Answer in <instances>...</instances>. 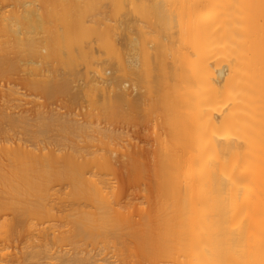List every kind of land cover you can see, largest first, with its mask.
I'll return each mask as SVG.
<instances>
[{
	"label": "bare ground",
	"instance_id": "bare-ground-1",
	"mask_svg": "<svg viewBox=\"0 0 264 264\" xmlns=\"http://www.w3.org/2000/svg\"><path fill=\"white\" fill-rule=\"evenodd\" d=\"M27 1L30 2L0 0V82L7 88L0 90V244L5 246H0V251L4 252L13 242L20 247L24 226L30 219L57 217L46 203L49 188L42 193L50 180L71 182L73 197L87 200L92 210H72L71 215L67 212L72 227L58 234L51 229L49 238L52 236L54 241L43 236L48 235V228L38 229L43 232L40 237L39 233L35 235L40 244H30L34 249L29 247L26 252L22 251L23 246H16L18 253L12 257L2 252L5 258L0 252V264H114V259L106 255L108 252V258L103 252L102 258L95 254L92 257V251L86 252L75 240L102 239L103 251L112 246L116 249L113 240L125 229L134 244L133 248L128 246V252L117 247L115 252L122 255L119 264H264V0H83L86 15L90 16L87 22L71 13L69 20L61 19L63 22L57 25L60 18L54 17L51 25L57 22V28L51 29L50 25L51 30L45 29L39 40L37 34L36 38L33 35L36 28L43 29L39 23L42 17L51 16L54 7L65 4L60 0H40L43 8L38 12L43 11L39 14L35 11L37 5L34 10H30L33 6L28 9ZM43 4H47L46 12ZM69 6L76 8L67 5L68 11ZM121 15L125 19L128 16V20L120 19ZM115 17L114 21L120 23H114ZM120 31H126V37ZM40 32L37 33L41 35ZM117 39L126 42L122 44H127L129 52L116 44ZM49 43L51 56H57L60 47L71 48V58L60 60L71 72L76 61L72 47L86 48L89 59L97 44L117 60V71H122L123 76H134L141 89L135 86L146 92H142L146 102L140 93L137 96L141 100L133 99L130 93L128 96L122 75H116V83L109 80L116 85L115 91V86L111 87L112 95L110 87L106 91L101 85L103 93L109 96V92L112 99L111 103L105 101L108 99L103 94V102L108 103L116 117L132 118L142 111L156 116L154 124L149 122L155 132L147 130L148 135H156V141L151 139L154 149L134 144L130 148H136H129L126 154L130 160L125 163L127 168L138 174L147 170L151 177L145 205L138 207L137 218L120 210L115 201L118 192L109 194L112 185L103 176L106 171L116 170L111 142L124 134L128 136L129 129L123 128L127 135L119 129L123 124L120 127L118 122L115 128L110 123L99 127L103 133L100 139L92 132L89 139L81 141L73 133H83L84 122L68 119L69 112L64 119V111L58 115L56 108L48 111L50 104L34 105L33 100V105L28 101L31 107L25 106L27 102L22 104L30 90L33 93L29 96L46 94L50 95L48 98L59 89L69 91L67 76L60 80L48 76L46 81L32 78L42 66L35 64L34 70L29 63L35 60H30L40 55L39 45L46 48ZM119 48L129 57L132 55L133 60L125 61ZM26 56H31L30 62ZM35 59L37 63L39 60ZM25 61L26 68L27 64L30 66L28 71ZM45 76L44 72L42 79ZM19 85L28 88L23 89L26 92L22 95L28 92L24 101ZM94 93H98L96 89ZM146 125L144 130L148 129ZM143 129L130 132L140 134ZM99 131L97 135H101ZM143 134L145 137V131ZM138 137L142 140V135ZM94 138L97 142L104 140L107 150L102 156ZM86 139L89 141L84 143ZM66 238L72 252L68 247L64 249L67 252L53 248L52 242L59 244ZM42 259L48 261L41 262Z\"/></svg>",
	"mask_w": 264,
	"mask_h": 264
},
{
	"label": "rangeland",
	"instance_id": "rangeland-1",
	"mask_svg": "<svg viewBox=\"0 0 264 264\" xmlns=\"http://www.w3.org/2000/svg\"><path fill=\"white\" fill-rule=\"evenodd\" d=\"M30 2H28L27 1V3H28V5H29V3H30V7L29 6H27V8L28 9H30L32 6V8L30 9V10H34L33 8H36V7H38V8H36V9H38V10H36L35 9V11L36 12H38L40 9L39 8H41L42 6V4L40 5V3H41V1L40 0H29ZM47 0H43L42 1V3L43 2H46ZM54 1V3L56 2L55 0H53ZM60 1H62L64 4H65V7H62V6H60V5H58L57 7H59V8H55L54 7V9H55V11L53 12L52 10H49V8H51V7H49L47 10H49L51 13L53 12V14H51L49 11V13L51 14V16H46V15H44L42 18L40 17V18H36L37 20H39V19H42L41 21H42V23L41 22H39L40 24H42L41 26H43V29L41 30L40 28L41 27H39V28H36L37 30H36V32H35V34L33 35V37H37L36 36V34L38 35V40H39V37H41L42 35L44 36V30L46 29V30H48V31H50L52 28H54V27H56L54 24L55 23H57L58 22V24L57 25H59V22L61 23V21L63 20V21H66V20H69V18L71 17V13H72V17H74V18H77V19H79V20H81V21H88L90 18V16L89 15H86V12H85V8H84V1L83 0H60ZM51 2H52V0H51ZM104 2V1H103ZM47 3V2H46ZM49 3H50V1H49ZM57 3H58V1H57ZM74 3H77V4H74ZM105 3V2H104ZM45 4V3H44ZM43 4V5H44ZM71 4H73V5H76V8L75 9H72L70 6H69V8H71L69 11H68V9L66 8L67 7V5H71ZM103 4V3H102ZM106 4V3H105ZM104 4V5H105ZM108 4V3H107ZM27 5V4H26ZM34 5H37L36 7L34 6ZM39 5V6H38ZM47 5V4H46ZM46 5H44V11H45V6ZM48 6H49V4H48ZM106 8H107V10H108V7H109V4H108V7L107 6H105ZM26 8V9H27ZM43 8V7H42ZM27 9V10H28ZM52 9V8H51ZM109 9H110V7H109ZM102 10H103V7H102ZM106 10V11H107ZM43 11V9L40 11V13L39 14H41V12ZM103 11H105V9L103 10ZM110 11V10H109ZM46 12V11H45ZM45 12H44V14H45ZM89 13V12H88ZM109 13L110 12H108V14H107V12H106V14L105 15H109ZM43 14V13H42ZM49 14V15H50ZM132 14V13H131ZM131 14H128V15H131ZM104 15V16H105ZM123 15H125V14H123ZM123 15H121L122 16V18H120V16H119V18L120 19H122V20H128L127 18H128V16H126L127 18L125 19V17L123 18ZM127 15V14H126ZM89 16V17H88ZM112 15H109V17H111ZM54 17H56V18H60V20H58L57 22H55V23H53L52 25H54L53 27H52V25H51V23L53 22V21H55V18ZM107 17V16H106ZM105 17V18H106ZM109 17H108V19H109ZM133 16H131L130 17V19L132 18ZM112 18H113V16H112ZM118 18V19H119ZM33 19H35V18H33ZM62 19V20H61ZM111 19V18H110ZM107 20V19H106ZM114 20H117L116 19V17H115V19H113V21ZM62 21V22H63ZM71 21V20H70ZM69 21V22H70ZM108 21V20H107ZM120 21V20H119ZM119 21H114V23L115 22H119ZM109 23H112L111 21H109ZM113 23V24H114ZM120 23V22H119ZM67 24V23H66ZM84 24V23H83ZM50 25H51V29H50ZM60 26H58V28H59ZM48 28V29H47ZM57 28V27H56ZM61 28H63L62 26H61ZM50 29V30H49ZM60 29V28H59ZM64 29H65V26H64ZM45 30V31H46ZM63 29H61V31L60 30H58V31H60V32H62V33H64V31L65 30H63ZM30 31H31V29H30ZM39 31H41L40 33H41V35H39L38 33H39ZM134 31V30H133ZM133 31H131V32H133ZM38 32V33H37ZM83 32V31H82ZM119 32V31H118ZM121 32V31H120ZM126 32V31H125ZM124 32V33H125ZM46 33V32H45ZM50 33V32H49ZM84 33V32H83ZM122 33V32H121ZM124 33H122L123 35H124ZM127 33V32H126ZM134 33V32H133ZM121 35V34H120ZM125 35H127V34H125ZM124 35V36H125ZM132 35H134V34H132ZM31 36V35H30ZM46 36V35H45ZM126 37V36H125ZM124 37V38H125ZM50 38V37H49ZM116 38H123V36L122 37H119V36H117ZM40 39H42V37L40 38ZM126 39V38H125ZM47 40H48V37H47ZM117 40H119V41H117ZM117 40H115L117 43V45H118V43H120V48L122 49H124V50H127V48H126V46H127V44H122V43H124L125 41H123V40H121V39H117ZM42 41V40H41ZM127 42L129 41V39H128V36H127V40H126ZM38 42H40V41H38ZM45 42H49V41H45L44 40V43ZM37 43V42H36ZM41 43V42H40ZM46 43V44H47ZM52 43V42H51ZM94 43H96V42H94L93 41V44ZM126 43V42H125ZM129 43V42H128ZM39 45V44H38ZM37 45V46H38ZM42 45V44H41ZM41 45H39L38 47L40 48H38V51L37 52H39L40 51V55H37V56H35V57H37V59L39 60L37 63L35 62L36 61V59H35V57L33 58V56H32V60H30L31 62L33 61V60H35V61H33V62H35L34 64H33V62L32 63H29L30 61H29V57L31 58V56H26L25 58H27V59H25V60H28L27 61V63H29V65L30 64H32L31 66V68H33V65H35V64H37L38 65V63H41V68L43 69H41L40 68V65H38V67L42 70H40V69H36L35 70V66H37V65H35L34 66V70L39 74V75H37L38 77H36V74H35V77H32V78H39L40 80H47V78H48V76H49V78H51V79H56V80H60L63 76L64 77H66V78H69L68 80H69V82H68V90L69 91H63V92H59V91H62L63 89H59V91L57 92V93H55L54 94V97H52L51 96V98H48L47 96H50V95H46V94H41V96L39 95V96H36L37 98L38 97H40V98H35V96L34 97H32V96H29V95H31V90H30V94H28V96H26L27 95V93H25V94H23L22 95V93H24V92H26V90L28 89L27 87H25L24 85H21L22 86V88H20V89H22L21 91L17 88V90L18 91H20V98L22 99L24 96H26V97H24L25 98V101H24V98L22 99L24 102H22V104H24L25 105V103H26V105L25 106H29V107H31L32 105H33V103H34V105H36V103H40V105H41V103H43V107L44 106H46V104H50V105H48V111H49V109L50 110H52V108L54 109V108H56V110H57V112H55L54 110V112L55 113H57V115H58V113L59 114H61L63 111V113L61 114L62 116H63V118L65 117V113L67 112V114H69V115H66V117H69L70 115V118H68V119H79V124H80V121H82V122H84V123H82V124H84V125H82V127H83V129H82V132L83 133H80L81 132V130H80V132L79 133H77V134H79V135H75V133H73L72 135L75 137V139H79V140H81V141H83L82 139H84V138H86L87 136L89 137L90 135H91V133L93 132V134H96V137L97 136H99V137H97V138H99L100 139V136H102L103 137V133L102 132H100L99 131V129L100 128H104L105 127V125H111L112 124V126L114 125V127L116 128V126L118 125V122L120 123L118 126H120V125H122V128H119L120 130H125L124 132L126 133V130L127 129H129L128 131V133H129V135L131 136V137H129V135L128 136H126L125 134L123 135V134H121L120 136H122V138L120 137V139H117L116 140V138L111 142V144H110V149H112L113 151H114V153L112 154V157L114 158L115 157V159H113V162H115L116 161V163H114L115 164V167H116V170L113 172V171H111V172H108L107 173V171H106V174L105 175H103V176H105L106 178H108V181L110 182V185H112V190L110 191V195H112L113 193H116V192H118V193H116V195H115V201L116 202H119V207H120V210H121V208H122V210H124V211H127V212H129L130 214H132L133 215V217H136V215H137V212H138V207L139 206H141V205H145V202H146V198L144 197V196H146L148 193H149V189H150V174L147 172V170H143L142 172H139V174L136 172V170L135 171H131V169L130 168H127L126 167V165H125V163L127 162V163H129L130 162V160H129V162L127 161V159H129L128 158V156L126 155L127 154V151L129 150V148H130V146H134V144H136L137 146L138 145H141V146H144L145 147V149H146V147H147V149L148 150H152V149H154V143H152V138H153V141H156V135L155 134H153L154 132H155V130H154V128L155 127H152L153 125H151V123H153L154 124V117H156L155 116V114L154 113H151V112H149V111H146V112H140V113H138V115H136V116H133L132 118L131 117H129L128 116V118H118V117H116L111 111H110V109L108 108V106H107V102H103V99H104V93H103V88H101V85L102 86H105V90L106 89H109V87H110V90H109V92L111 93V95H112V91H111V87H113V86H115V88H113L114 89V91H115V89H116V85H111L112 83L113 84H115L116 83V81L117 80H113V79H115L116 78V75H122L121 77H124V78H122V82H124L123 83V85L124 84H126V85H124V86H127L128 88H125L126 90H128L127 92H128V96H129V93L131 94L130 96H134V98L133 99H136L135 97H137L138 98V96H137V94L138 93H140V95L142 96V94L145 92V91H143L144 89V87H142V91L140 90L141 89V85H139V84H137V80L135 79H133L134 78V76H127L125 73V76H123V73H122V71L121 72H119V71H117L116 70V68H118L117 67V60L115 59V58H113V57H110V54H109V56H108V54H106L102 49L100 50V48H99V46H97V44H95V45H93V48H94V50H93V52L91 53V51H90V53L91 54H93L94 53V56L92 57V58H87L86 57V51H87V49L85 48V49H79L78 47H76V46H74V47H72V50H74V52H73V56L76 58V61H75V63H74V66H73V71L71 72V71H68L69 69H67V67H64L65 65L63 64V63H61L60 62V60H61V58L63 59H65V60H69L70 58H71V54L69 53L70 52V49L71 48H69V49H67V48H63V47H60L59 48V51H58V54H57V56H51L50 54H48V50L49 49H51L49 46H51L52 44H48V45H46V48H45V45L43 44V46H41ZM121 45H123L122 47H121ZM126 45V46H125ZM128 46H129V44H128ZM149 46V45H148ZM150 46H151V44H150ZM48 47H49V49H48ZM119 47V46H118ZM41 48L42 49H45V50H41ZM119 48V49H120ZM128 48H130V47H128ZM120 49V50H121ZM46 51V52H45ZM122 51V53L124 52L123 50H121ZM128 52H129V49L127 50ZM127 51H126V53H127ZM42 52V53H41ZM130 52L132 53V51H131V48H130ZM89 53V52H88ZM130 53V54H131ZM124 54V53H123ZM129 54V55H130ZM133 54V53H132ZM40 56V57H39ZM128 56V53H127V55L126 54H124L123 55V58H124V60L125 61H128L131 57H132V55L128 58L127 57ZM126 57H127V59H126ZM134 57V56H133ZM131 60H133V59H130V61ZM129 62V61H128ZM28 64H27V66H28V68H26V61H25V68L27 69V71H28V69L30 70V66H29ZM24 67V66H23ZM37 68V67H36ZM25 69V70H26ZM121 69V68H120ZM38 70V71H37ZM40 70V71H39ZM45 70V71H44ZM122 70V69H121ZM27 71H25L24 73H28ZM23 72V71H22ZM31 71H29V73H30ZM44 72H45V78H43L42 79V77H44ZM24 73H20V75H22L23 77H25V78H27V77H30V75L29 74H27L26 76H25V74ZM32 74L31 75H33V73L34 72H31ZM43 74V75H42ZM41 75H42V77H41ZM110 77H112V79L110 78ZM114 77V78H113ZM121 77L119 78L118 76H117V79L119 78V79H121ZM133 77V78H132ZM94 79V80H93ZM97 79V82H95V80ZM104 81H102V80ZM108 79V80H107ZM49 80V79H48ZM99 80H100V83H99ZM107 80V81H106ZM111 80H113L114 82H112V83H109ZM102 81V82H101ZM105 81H106V83H105ZM119 81H121V80H119ZM133 81H137L136 83L135 82H133ZM93 82H95V83H93ZM109 84H108V83ZM121 82V83H122ZM97 83H99V86H100V88H99V86H98V84ZM103 83H104V85H103ZM120 83V84H121ZM134 83V84H133ZM95 84L97 85L96 87H95ZM106 84V85H105ZM118 84V83H117ZM135 84H137V85H139L138 87H140V89L137 87V85L135 86ZM2 85V83L0 82V90L1 89H3V90H7V88L4 86H1ZM6 85V84H5ZM94 87H93V86ZM108 85H110V86H108ZM123 85H121L122 87H124ZM11 86H12V84H11ZM20 86V85H19ZM20 86V87H21ZM118 87H119V84L117 85ZM143 86V85H142ZM107 87V88H106ZM27 88V89H26ZM93 88H94V90H93ZM120 88V87H119ZM118 88V89H119ZM23 89H26L25 91H23ZM95 89H96V91L98 92V93H94L95 92ZM101 89H103V90H101ZM118 89H117V91H118ZM93 90V91H92ZM99 90V91H98ZM146 90V89H145ZM101 91V92H100ZM107 91V90H106ZM100 92V93H99ZM109 92H108V95L109 96H106L105 95V98L106 99H108V100H105V101H108V102H110V100L112 101V99L110 98V94H109ZM143 92V93H142ZM33 93V92H32ZM106 94H107V92H105ZM114 93V92H113ZM116 93V92H115ZM115 93H114V95H115ZM146 93V92H145ZM99 94H101V96L99 95ZM104 94V95H103ZM117 94V93H116ZM136 95V96H135ZM140 95H139V98L138 99H140L141 100V98H140ZM116 96V95H115ZM145 96V95H144ZM42 97V98H41ZM45 97V98H44ZM114 97V96H113ZM29 98V99H28ZM31 98V99H30ZM142 98L144 99V97L142 96ZM36 99V100H35ZM41 99V100H40ZM131 99H132V97H131ZM33 100V103L31 102V101ZM115 100V99H114ZM145 100V99H144ZM143 100V101H144ZM147 100V99H146ZM146 100L144 101V102H146ZM31 102L32 103V105H31V103L29 104V102ZM39 101V102H38ZM142 101V102H143ZM111 103V102H110ZM112 103H114V102H112ZM29 104V105H28ZM53 104V105H52ZM59 104V105H58ZM145 105H147V103H145ZM144 104H143V106H145ZM54 106V107H53ZM60 106L62 107V108H60ZM47 107V106H46ZM46 107H45V109H46ZM146 107V106H145ZM62 109V110H61ZM60 110V111H59ZM61 112V113H60ZM69 112V113H68ZM65 119V118H64ZM67 119V118H66ZM67 119V120H68ZM76 119V120H77ZM81 119V120H80ZM151 120L153 121V122H151ZM62 121H63V119H62ZM149 122H151V123H149ZM111 123V124H110ZM127 124V125H126ZM131 124H133V125H131ZM146 124H148V129H146V130H144L145 129V126H147ZM116 125V126H115ZM124 125L125 126H127V127H124ZM145 125V126H144ZM150 126L152 127V128H150ZM100 127V128H99ZM121 127V126H120ZM143 127H144V129H143ZM118 128H117V130H118ZM123 128H127V129H123ZM147 128V127H146ZM98 129V130H97ZM113 129V128H112ZM132 129V131H133V133H135V131H138V130H140V129H143V133H144V131H145V137L146 136H148L149 137V141H148V137L147 138H145L143 135V133H140V134H134V135H136V137L133 135V133H132V131L130 132V130ZM138 129V130H137ZM149 129H151V130H149ZM96 130H97V133H96ZM119 130V131H120ZM147 130L149 131V133H151L153 130V135L152 134H149L148 135V132H147ZM95 131V132H94ZM98 131L100 132V134L101 135H97L98 134ZM122 131V132H123ZM121 132V133H122ZM140 132V131H139ZM115 133H116V131H115ZM119 134H120V132H118ZM132 133V134H131ZM90 134V135H89ZM117 134V133H116ZM138 135L141 137V135H142V140H141V138H139L138 137ZM84 136V137H83ZM152 136V137H151ZM73 137V138H74ZM83 137V138H82ZM87 137V138H88ZM91 137H93V136H91ZM101 137V138H102ZM115 137V136H114ZM139 139H138V138ZM90 138V137H89ZM88 138V139H89ZM97 138H94L95 139V143L97 142L96 140H97ZM145 138V139H144ZM1 140V139H0ZM79 140H77L79 143L81 142V141H79ZM86 141H89V140H85L84 141V143H86ZM90 141H91V139H90ZM102 141H104V140H102ZM101 140H99L97 143H96V147L97 148H99V145H100V153H102L100 156H102L103 154H104V151H106L107 150V147H106V149H105V147L103 146V142H102ZM144 141V142H143ZM146 141V142H145ZM149 142V144H147L148 142ZM2 143H4L3 141H1ZM2 143H1V145H2ZM83 143V142H82ZM90 143H93V141L92 142H90ZM128 143H130V144H128ZM97 144H98V146H97ZM131 144H133V145H131ZM154 144V145H153ZM152 145V146H151ZM151 146V147H150ZM104 147V148H103ZM139 147V146H138ZM137 147V148H138ZM143 147V148H144ZM153 147V148H152ZM133 148H136V146L135 147H133ZM132 148V149H133ZM141 148V147H140ZM103 149H105V150H103ZM131 148H130V150H132ZM97 151H99V149H97ZM113 151H111V152H113ZM64 152V151H63ZM63 152H62V154H63ZM59 153H61V152H59ZM59 153H56V154H58V155H62V154H59ZM99 153V152H98ZM114 154H115V156H114ZM98 157H99V154H98ZM116 158L118 159V160H116ZM131 167V166H130ZM59 169L61 168V167H58ZM57 169V168H56ZM132 169H134V168H132ZM94 170H96V169H94ZM138 171V170H137ZM102 172H104V170L103 171H101V173ZM103 174V173H102ZM3 184V183H2ZM2 184H0V189H1V187L3 186ZM49 188V190H48V193L46 194V203L48 204V206L51 208V206H52V208H53V210L51 209V211L52 212H54L56 215H57V217L56 218H54V219H42V218H40V217H38V218H32V219H30L27 223H26V225L24 226V232L22 233V235H23V239H22V243H21V245H20V247H24L25 246V250H23V247H22V251L23 252H26V250H28L29 251V247L31 246L30 244H32V243H36L37 241H36V239L35 238H37L38 236L40 237V235L41 234H43V232L42 231H40V233H39V231H38V229H41V228H44V227H46V228H48V231L45 229V231L46 232H48V235H43V236H48V239L49 240H52L53 239V237L51 236V234L53 235L54 233H51L50 234V238H49V232H51V229H52V231L54 232L55 231V233H59L60 231H61V233L65 230H67L68 231V229L67 228H69V227H72V225L70 226L69 225V222L68 221H70V216L69 217H67V212H69L68 214H70V212H72V210L74 211V210H77V209H80V210H82V209H84V210H87V208H89L88 210H92V208H90V203L87 201V200H85V199H83V198H80V199H77V198H74L73 197V194H72V192H73V186H72V184H71V182H69L68 180H61V181H56V180H50V181H48L47 183H46V188H45V191H43L42 193H45L46 192V190ZM92 207V206H91ZM118 207V208H119ZM78 211V210H77ZM124 211H122V212H124ZM74 212H76V211H74ZM74 212H72V213H74ZM71 213V214H72ZM125 213V212H124ZM70 214V215H71ZM127 214V213H126ZM130 214H128L129 216H130ZM67 217V218H66ZM131 218H129V219H132V216H130ZM137 218V217H136ZM136 218H134V219H136ZM68 220V221H67ZM55 229V230H54ZM44 231V232H45ZM45 232V233H46ZM1 233V232H0ZM39 233V234H38ZM44 233V234H45ZM57 233V234H58ZM66 233V232H65ZM38 234V236L36 237L35 235H37ZM69 233L67 232V234L66 235H68ZM33 235L35 236V237H33ZM66 235H64V233H63V235L62 236H66ZM70 235V234H69ZM0 236H1V234H0ZM42 236V235H41ZM58 237L60 236V235H57ZM42 238V237H41ZM41 238H39V239H41ZM68 238V237H67ZM64 239V241L62 242V241H60L59 242V244H60V246H58L59 244H57V242L55 241V243L57 244V246H55V243L54 242H52V241H54V240H52L51 242H52V245H54L53 246V248L54 249H56V247H57V249L59 248L61 251H62V249L64 250V249H66L67 247H68V245L67 244H69V242H68V239ZM38 239V240H39ZM71 239V238H70ZM40 241V240H39ZM49 242V241H48ZM75 242H76V244L78 245V246H80L82 249H87V250H85L86 252L89 250V252H90V250L92 251V253H91V255H93L92 257H94V254L98 257V256H100L101 257V255H103V253H104V255L103 256H105V254L106 255H108V257H110V259H114V261H116V262H114V261H112V260H110V261H112V263H116V264H119V259H120V255L118 256V254L115 252V250L117 249V247L119 248H123L124 250L125 249H128V250H126L127 252L128 251H131L130 249H131V247L133 248V240H131V238L129 237V235H128V233H127V230L125 229L124 231H123V233L120 235V237L118 238V239H114L113 240V243L115 244V246H116V249H114L113 248V246L111 247V248H109V249H105L104 251H103V249L104 248H102L103 246H105V243L103 242V240L102 239H97V240H94V241H91L90 239H85V238H80V237H78V238H76V240H75ZM38 243L40 244L41 243V241L40 242H37L36 243V245H38ZM54 243V244H53ZM62 243V244H61ZM64 243V244H63ZM1 244H3V243H1ZM0 244V246H2V247H5V246H3V245H1ZM51 244V243H50ZM71 244V243H70ZM69 244V247H70V249H72L71 248V245ZM74 244V243H73ZM73 244H72V246H73ZM75 244V245H76ZM19 245V244H18ZM35 245V246H36ZM51 245V246H52ZM64 245V246H63ZM16 246H17V243H10L9 244V247L7 248V249H5L4 250V252H3V250H2V252L4 253V254H8L7 255V257H9V255H11L10 257H12V256H14L15 254H16V252L18 251V249H21L19 246H17L18 247V249L16 248ZM28 246V247H27ZM35 246H33L32 245V247H35ZM61 246H63V247H61ZM128 246H131V247H129L128 248ZM26 247H27V249H26ZM69 247L67 248V250L69 249ZM74 247V246H73ZM124 247H126V248H124ZM31 248V247H30ZM1 249V248H0ZM31 249H34V248H31ZM31 249H30V251H31ZM69 249V250H70ZM122 249V250H123ZM67 250H64V252H67ZM52 251V250H51ZM55 251H59V250H54L53 252H55ZM73 251V250H72ZM71 250H70V252H72ZM1 252V251H0ZM1 252V253H2ZM69 252V251H68ZM101 252H103L102 254H100ZM117 252H119L118 250H117ZM122 252H124V251H122ZM0 253V255L2 256V254ZM18 253V252H17ZM130 253V252H129ZM3 254V255H4ZM87 254V253H86ZM100 254V255H99ZM117 254V255H116ZM126 254V253H125ZM124 254V255H125ZM128 254V253H127ZM119 257L118 259H117V257ZM129 255V254H128ZM102 256V257H103ZM113 256V257H112ZM122 256V255H121ZM126 256V255H125ZM133 256V255H132ZM4 257L5 258H7L6 257V255H4ZM42 257V256H41ZM96 257V258H97ZM99 257V258H100ZM101 257V258H102ZM105 257H107V256H105ZM107 257V258H108ZM115 257V258H114ZM43 258V257H42ZM44 258H45V256H44ZM129 258H130V256H129ZM133 258V257H132ZM0 259H2V257H0ZM117 259V260H116ZM36 260V259H35ZM43 260H46V261H48L47 259H42V260H40L41 262H43ZM118 261V262H117ZM0 263H1V260H0ZM144 263V262H143ZM145 264H148V262L146 263L145 262Z\"/></svg>",
	"mask_w": 264,
	"mask_h": 264
}]
</instances>
